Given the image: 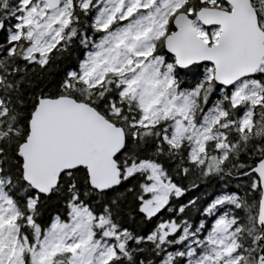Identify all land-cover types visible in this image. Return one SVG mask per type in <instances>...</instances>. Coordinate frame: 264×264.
<instances>
[{
    "label": "snow or ice",
    "instance_id": "obj_1",
    "mask_svg": "<svg viewBox=\"0 0 264 264\" xmlns=\"http://www.w3.org/2000/svg\"><path fill=\"white\" fill-rule=\"evenodd\" d=\"M0 264H264V0H0Z\"/></svg>",
    "mask_w": 264,
    "mask_h": 264
}]
</instances>
